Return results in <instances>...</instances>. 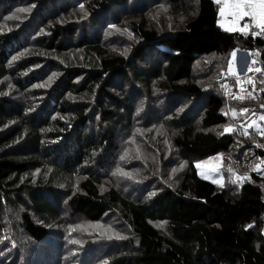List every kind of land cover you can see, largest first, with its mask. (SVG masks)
<instances>
[{
  "label": "trees",
  "instance_id": "1",
  "mask_svg": "<svg viewBox=\"0 0 264 264\" xmlns=\"http://www.w3.org/2000/svg\"><path fill=\"white\" fill-rule=\"evenodd\" d=\"M27 5L0 30V264H264V175L221 187L196 167L264 160L258 129L223 133L241 103L220 84L238 51L264 79V40L222 29L214 0H0V25ZM123 133L141 145L129 175Z\"/></svg>",
  "mask_w": 264,
  "mask_h": 264
},
{
  "label": "rangeland",
  "instance_id": "2",
  "mask_svg": "<svg viewBox=\"0 0 264 264\" xmlns=\"http://www.w3.org/2000/svg\"><path fill=\"white\" fill-rule=\"evenodd\" d=\"M222 9H225V14L222 16L221 15V21L220 22V26L224 25V27H228L230 26V24L232 23V17L230 15H228V7H222ZM32 12V6H28L23 8L22 6H19L16 8L15 12H13L11 15L7 16V18L11 17L8 21L3 22L0 25V30H4L6 28H12V24L14 23V21H20V20H24L25 19V13L26 14H30ZM168 10L166 11H161L158 13H151L148 15V17L152 18V20H154L155 22H157L158 25L161 26L162 23H164V19L167 18L168 16ZM220 13H221V9H220ZM6 18V19H7ZM185 19H181L180 21H184ZM250 23H252L248 17H245L243 20H241L239 22V26L241 27L242 25H250ZM223 27V28H224ZM242 28V27H241ZM123 29L121 28V26H117L115 28H113L111 30L110 36H113V40L117 41V34L124 32L127 36H129V33H127L126 31H122ZM258 29H253V30H249V32L247 34H244L242 32H238L241 36L247 38L250 37L252 35H256L255 32H258ZM260 35V34H259ZM29 52L34 53V48L33 45H31L29 47ZM240 53L235 52V56L237 53V56L241 54V59H245V60H249L251 58H253L254 60L252 62H254L253 67H252V72L251 74H249V72L247 73L248 75H251L254 78L255 81V85L253 87V91L254 89L256 91H262V93L264 92V79L258 77V73L260 71H256V69H260L259 66V59L257 57V54H253L250 56V54L248 53V51H238ZM249 58V59H248ZM235 63V64H234ZM235 66H237V63L235 62V57H231L230 62H229V66H228V72L229 73H233ZM197 69H201V64L198 65ZM199 73V72H198ZM204 74V73H202ZM242 76L240 75H236L234 76V78H232V81H235V79L237 78L239 80V78H241ZM223 81L220 83L221 86H223L226 82H229L231 79H228L227 77V73H224V75H222ZM228 79V80H227ZM222 89V88H221ZM224 88H223V97L226 99V102H234L236 101V99H232L231 96H225L224 93ZM252 99H246V100H240L238 99V102H240L241 104H239L238 108L232 107L230 109V112L227 114L229 115V118H231V121L229 122V125H227L226 127H231L233 129V131L231 132H227V133H233L236 132L237 137H243L241 139L245 140L249 138V130L251 128H255V129H260L262 127V123L264 121L260 120V116L264 115V111H263V107H261L259 110V105L258 103H252L251 102ZM146 102L145 100L143 101V103ZM260 102V101H257ZM146 104V103H145ZM144 104V105H145ZM247 108L249 109L248 112L244 113L241 110ZM237 109V114L238 117H236V120L233 121V115H232V110ZM259 110V111H258ZM253 111V112H250ZM261 111V112H260ZM236 116V115H235ZM234 116V118H235ZM225 127V128H226ZM223 133H225V129L223 131ZM260 136L261 133H260ZM138 137V136H136ZM128 140L130 141V145L134 148L131 149L130 146L127 145ZM121 146L122 148L125 146V149H123L124 151V155H123V159H120L117 161L116 165L119 164H123L124 165L122 168H118V173L121 174H126L129 175L130 173H133L134 171H138L137 168H135L136 163L134 162L135 157L138 156V151L140 150L141 145L137 142V145L135 146L134 143V138L131 134H127V133H123L121 135ZM262 147L264 148V141L261 142ZM252 155H253V150L252 148L245 151L244 153H240L239 151H237V156L235 159H237L238 163H241V167H237L234 166V164H232L233 160L231 159V161L228 159L229 162L226 161L227 159V155L224 153H219L216 154L214 156H211L209 158L203 159V160H199L196 162V167L197 164H199L200 166L197 167L198 173L204 178L207 177V180L210 181H214V180H219L220 184L214 183L218 186L222 185H228V184H241V182L244 180V177L246 174H249L250 171L255 170V171H259L261 174L264 175V160H261L259 162V164H257V162L255 160V162H252L249 164V160L252 159ZM246 157V159L244 158ZM109 160V159H108ZM107 159H103V161H105L104 163L106 164L108 162ZM258 166V168H257ZM237 177H240L239 180H237ZM206 179V178H205ZM73 221H78L80 224H84V220L82 218H78V219H73ZM95 230H97V227L95 226H86L84 231L82 232V237L84 238V240H88V241H92L94 239H97L98 236V232H95ZM43 248H40L41 250V254L46 256L47 258H50L51 260L53 259L52 253H54L55 249L53 248L52 244L50 243L49 240L46 241V243L42 244ZM111 250V247H106L101 251V254ZM39 257V256H38ZM32 260L36 259V257H31Z\"/></svg>",
  "mask_w": 264,
  "mask_h": 264
},
{
  "label": "snow or ice",
  "instance_id": "3",
  "mask_svg": "<svg viewBox=\"0 0 264 264\" xmlns=\"http://www.w3.org/2000/svg\"><path fill=\"white\" fill-rule=\"evenodd\" d=\"M219 2L220 0H217V3ZM80 7L83 8V4H81ZM227 11H228V15H230L233 19H232V23L230 24V26L224 27V25H221V27H224L225 31L242 32L244 34H247L250 29H258L259 31L255 32L256 35L264 33V0H229V6H228ZM220 14L223 16L225 14V9H221ZM245 17H248L252 23L251 25H245L243 28H241L239 26V22L243 20ZM109 27L115 28L116 26L110 25ZM125 31L127 30L125 29ZM233 57H235V52H233ZM256 71H261V70L256 69ZM55 75L57 74L54 73L53 77ZM49 79L51 80L52 77H50ZM42 86L43 85H37V87H42ZM235 98L241 99L242 97L236 96ZM261 107H264V104H262ZM140 110L142 109H138V112ZM241 111L246 113L249 111V109L244 108ZM232 115L233 116L236 115V111L234 109L232 110ZM260 120L264 121V115L260 116ZM231 131H233L231 127L225 128V132H231ZM258 131H260L261 135L264 136V129H258ZM121 159H123V157H121ZM199 166L200 165L197 164V167ZM204 178L207 179V177H204ZM239 179L240 177H237V180ZM213 183L220 184V181L214 180ZM221 187H223L222 184H221ZM150 195H155V193H150Z\"/></svg>",
  "mask_w": 264,
  "mask_h": 264
},
{
  "label": "built area",
  "instance_id": "4",
  "mask_svg": "<svg viewBox=\"0 0 264 264\" xmlns=\"http://www.w3.org/2000/svg\"><path fill=\"white\" fill-rule=\"evenodd\" d=\"M250 37H260L264 40V33H261L260 35H252ZM254 85V78L251 75L244 74L241 78H239V80L237 78L235 79V81L230 80L229 82H226L223 86H221V88L222 92L223 88L225 89V96H231L232 99H236V96H240L242 97L240 100H246L252 99L254 97ZM236 117H238L237 111L236 116L235 118L233 116V119L236 120Z\"/></svg>",
  "mask_w": 264,
  "mask_h": 264
},
{
  "label": "crops",
  "instance_id": "5",
  "mask_svg": "<svg viewBox=\"0 0 264 264\" xmlns=\"http://www.w3.org/2000/svg\"><path fill=\"white\" fill-rule=\"evenodd\" d=\"M214 1L217 2V0H214ZM219 4H220L221 9H222V7L227 8L229 6V0H220ZM219 25H220V22H219ZM250 25H251V23H250ZM244 26L245 25H242L241 27L243 28ZM221 28L224 29L223 27H221ZM250 30H253V29H250ZM237 53H240V52H237ZM237 53L235 56V62L237 63V66H235L233 73H229L231 76L244 75V74L248 73L249 71L252 70V67L254 64V62H252L253 61L252 59H249V58H248L249 60L241 59V57H240L241 54L237 56Z\"/></svg>",
  "mask_w": 264,
  "mask_h": 264
},
{
  "label": "clouds",
  "instance_id": "6",
  "mask_svg": "<svg viewBox=\"0 0 264 264\" xmlns=\"http://www.w3.org/2000/svg\"><path fill=\"white\" fill-rule=\"evenodd\" d=\"M246 74H247V73H246ZM240 76H242V75H240ZM236 111H237V109H236ZM232 120L235 121L233 118H232Z\"/></svg>",
  "mask_w": 264,
  "mask_h": 264
},
{
  "label": "bare ground",
  "instance_id": "7",
  "mask_svg": "<svg viewBox=\"0 0 264 264\" xmlns=\"http://www.w3.org/2000/svg\"><path fill=\"white\" fill-rule=\"evenodd\" d=\"M258 38H260V37H258ZM262 39V38H261ZM7 184V183H6Z\"/></svg>",
  "mask_w": 264,
  "mask_h": 264
}]
</instances>
